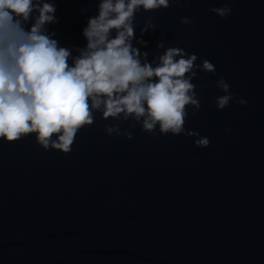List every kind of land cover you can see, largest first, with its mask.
Here are the masks:
<instances>
[{
	"label": "water",
	"instance_id": "95a60500",
	"mask_svg": "<svg viewBox=\"0 0 264 264\" xmlns=\"http://www.w3.org/2000/svg\"><path fill=\"white\" fill-rule=\"evenodd\" d=\"M52 2L59 22L49 31L75 56L99 0ZM225 3L228 17L209 11ZM148 16L156 29L141 37ZM135 36L149 60L163 40L215 65L193 79L201 109L188 107L185 124L209 146L130 121L121 128L131 140L109 137L104 126L118 121L100 112L67 154L43 150L35 134L0 138V264H264V0H172L141 10ZM219 77L245 106L216 109Z\"/></svg>",
	"mask_w": 264,
	"mask_h": 264
},
{
	"label": "clouds",
	"instance_id": "9594fccd",
	"mask_svg": "<svg viewBox=\"0 0 264 264\" xmlns=\"http://www.w3.org/2000/svg\"><path fill=\"white\" fill-rule=\"evenodd\" d=\"M171 2L99 0L97 15L82 29L86 43L73 56V49L61 47L49 31L59 22L52 0H0V138L14 142L35 134L43 150L67 154L77 132L100 112L102 119L118 121L104 126L109 137L131 140L133 132L121 128L130 121L129 129L139 124L155 136L158 128L161 135L194 138L195 147L207 148L209 138L185 124L188 107L192 116L201 109L200 86L193 79L199 72L215 75V65L183 48L165 47L163 40L156 44L163 53L149 60L150 53L141 50L147 42L135 36L141 10L167 9ZM209 11L226 18L232 8L225 3ZM154 19L144 20L141 37L156 29ZM179 22L193 24L189 16ZM214 84L223 93L215 97V107L223 110L234 95L223 77ZM235 102L247 104L242 98Z\"/></svg>",
	"mask_w": 264,
	"mask_h": 264
}]
</instances>
